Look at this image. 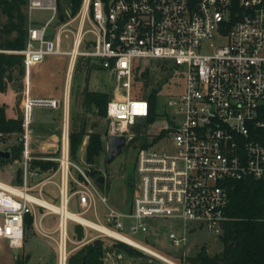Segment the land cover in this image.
Returning <instances> with one entry per match:
<instances>
[{"label": "built area", "instance_id": "2783aa9c", "mask_svg": "<svg viewBox=\"0 0 264 264\" xmlns=\"http://www.w3.org/2000/svg\"><path fill=\"white\" fill-rule=\"evenodd\" d=\"M35 10L49 11L50 16L36 23ZM25 15L26 43L13 52L23 56L25 70L49 55L68 56L66 88L61 101L24 91L22 131L0 130V150L10 152L13 145H22L21 157L14 160L21 164V183L0 180V248L5 243L22 247L27 214L33 227L45 233L37 208L58 217V264H66L69 255L68 221L166 264L180 263L123 232L145 234L148 220L162 219L182 224L180 231L168 234L174 247L186 248L188 233L201 229L220 236L231 220L229 194L234 183L254 180L264 187V0H81L75 12L69 0H27ZM70 38L71 48L64 50L63 40ZM78 60L107 71L113 80L106 105L107 135L124 136L126 143L137 135L146 138L136 152L129 211L109 207L100 196L98 175L90 173L93 164L85 160V149L77 159L70 155L67 84L69 88ZM155 66L169 72L174 86L182 88L163 100V122L153 127L156 109L148 120L152 106L141 94L158 88V82L149 85L158 75ZM145 82L149 88L144 90ZM60 106L58 151L41 157L31 154L34 107ZM34 160L56 165L40 172L32 166ZM48 183L58 189L59 203H50L67 209L74 199L79 212L72 213L82 220L39 202L45 199L34 192L41 194ZM96 197L106 205L101 218L95 211ZM91 210L98 221L82 216ZM261 220L264 224V194Z\"/></svg>", "mask_w": 264, "mask_h": 264}, {"label": "rangeland", "instance_id": "374dc122", "mask_svg": "<svg viewBox=\"0 0 264 264\" xmlns=\"http://www.w3.org/2000/svg\"><path fill=\"white\" fill-rule=\"evenodd\" d=\"M66 2L67 0H62V3ZM49 16V11L35 10L32 12V19L36 23H43ZM62 48L64 50L71 48V38L63 40ZM67 62L68 56L66 55H49L40 63L29 67L27 70L24 67V73L22 75L14 72L12 76L14 81L9 82L5 90H0V105L5 108L6 116L9 118L19 116L22 120V99L24 98V91H26L27 86H30L31 95H55L61 101L66 88ZM88 66L91 69L87 75L85 69ZM153 72L158 75L152 76L149 85H156L157 82L162 81L167 76V73H162L156 66ZM174 82V78H170L167 84L161 88V97L157 98L155 104L157 115L153 127L163 122V118L160 115L163 112V100L169 94H173L182 88L181 84L178 87L174 86ZM112 85L113 80L107 71L94 67L92 63L85 61L79 62L78 60L68 88L70 124L71 130H79L81 122L84 120L85 123V132L76 152L77 157L82 152V149H86L90 132H98L101 134L104 148L95 158L93 164V168L100 171L105 177L104 182L98 184L99 194L106 198V204L109 207L120 211H129L133 192L129 187L127 176L131 173L134 176L136 152L139 144L145 141L146 138L142 135H139L138 138H131L126 143L123 152L112 162L107 163L105 147V136L109 131L107 117L106 115H99L94 108L85 109L82 105L84 90L111 93ZM149 85H146L145 88L148 89ZM33 116L34 122L32 127L35 133L32 135L28 147L30 153L37 157L44 156V153L55 154L54 149L57 148V151L59 149V131L62 116L61 106L57 109L34 107ZM84 140H86V144L83 146ZM18 169H21V164L18 161H13L7 165H0V180L14 184ZM52 179L57 182L58 176H54ZM20 183L18 181V184ZM34 194L41 196L48 202L54 204L59 203L58 189L54 183H48L45 187L43 186L41 194L38 192H34ZM67 209L71 212H79L74 199L70 201ZM95 211L99 218L106 211V205L98 197H96ZM40 216H42L41 227L45 233H40L33 227L28 232H25L22 247L9 248L5 243L0 248V264H17V260H24V258V264H58V217L43 208H37V217ZM82 216L95 222L98 221L93 210ZM132 221V219L129 220V223ZM76 224L73 221H68L67 223V249L69 254H73L84 243L95 238H100L105 243L104 264H139L143 261H151L155 264H166L143 253L140 257H130L113 246L115 242L114 238L102 235L93 229H85L83 227V237L81 240H77L74 237ZM147 226L148 230L145 234L131 235L126 230L123 233L131 239L150 247L180 264H189L186 258L194 255L200 247H204L210 255L218 254L223 249L220 237L205 229L188 233V244L183 249L181 247H174L168 238L170 232H178L182 229L180 222L150 219L147 221ZM145 236L147 238L152 237L153 242L146 240Z\"/></svg>", "mask_w": 264, "mask_h": 264}, {"label": "trees", "instance_id": "16d2710c", "mask_svg": "<svg viewBox=\"0 0 264 264\" xmlns=\"http://www.w3.org/2000/svg\"><path fill=\"white\" fill-rule=\"evenodd\" d=\"M27 0H0V90H5L9 82H13V74L24 73L23 56L13 52L24 48L26 43V15L25 5ZM81 0H69L70 8L75 12ZM88 65V64H87ZM90 66L86 67L87 75ZM147 74V72L145 73ZM170 73L158 82V88L153 89L149 94L143 95L152 106V113L148 120L154 117L153 109L157 100V91L161 84L169 81ZM144 90L147 82L144 83ZM111 93L98 91H83L82 105L85 109L94 108L101 115H106V105ZM84 120L81 122L79 130H71L69 134L70 155L75 159L77 148L84 135ZM138 127V126H137ZM0 130L19 134L22 131V120L18 116L9 118L6 116L5 108L0 105ZM139 131V128L137 129ZM139 136L137 135L136 138ZM145 142V141H143ZM104 143L102 136L98 132H90L85 149V160L94 164L95 158L102 152ZM22 145H13L10 150V158L7 160L0 158V165H7L21 157ZM54 162H44L34 160L32 166L40 172L55 168ZM21 169L16 172L15 184L21 182ZM92 176L101 174L97 169L90 171ZM264 187L254 180H243L234 183V187L229 194L228 214L231 220L224 224V230L219 236L223 249L218 254L210 255L204 247L192 256L186 258L189 264H264V224L261 220L263 213ZM33 228L30 214L25 216V232ZM83 226L76 224L74 237L81 240L83 237ZM113 246L130 257H140L142 251L116 240ZM105 243L100 238H95L84 243L73 254H69L66 264H104ZM143 253V254H142ZM28 257V256H27ZM24 260H17V264H24Z\"/></svg>", "mask_w": 264, "mask_h": 264}, {"label": "water", "instance_id": "95a60500", "mask_svg": "<svg viewBox=\"0 0 264 264\" xmlns=\"http://www.w3.org/2000/svg\"><path fill=\"white\" fill-rule=\"evenodd\" d=\"M106 162L110 163L112 162L118 155H120L125 146H126V138L124 136L121 135H107L106 138ZM0 158L7 160L10 158V152L7 150H0ZM105 180L104 175L99 174L96 177V182L98 184H102ZM152 242V240H150ZM82 264H84V258H83V262ZM139 264H155L151 261H143L140 262Z\"/></svg>", "mask_w": 264, "mask_h": 264}, {"label": "bare ground", "instance_id": "6f19581e", "mask_svg": "<svg viewBox=\"0 0 264 264\" xmlns=\"http://www.w3.org/2000/svg\"><path fill=\"white\" fill-rule=\"evenodd\" d=\"M67 89H68V86H67ZM39 202L42 204V205H45L51 209H53L54 211H58V212H61L63 215L65 216H70L72 217L73 219H78V220H82L80 216H78L77 214L75 213H72L70 211H68L66 208H65V204H63L62 206H58V205H54V204H51L50 202H47L46 200H43V199H39ZM87 223L95 226V227H99V228H102L101 225L99 224H96L94 222H91V221H86ZM63 232V230H62Z\"/></svg>", "mask_w": 264, "mask_h": 264}, {"label": "crops", "instance_id": "0c3cea01", "mask_svg": "<svg viewBox=\"0 0 264 264\" xmlns=\"http://www.w3.org/2000/svg\"><path fill=\"white\" fill-rule=\"evenodd\" d=\"M37 64H38V63H37ZM26 80H27V79H26ZM26 90H27L28 93L31 95V89H30V86H27V87H26ZM31 96H33V97H44V95H31ZM47 96L57 98L55 95H47ZM150 240H152V242H153V238H152V237H151ZM150 242H151V241H150Z\"/></svg>", "mask_w": 264, "mask_h": 264}, {"label": "flooded vegetation", "instance_id": "af4514ba", "mask_svg": "<svg viewBox=\"0 0 264 264\" xmlns=\"http://www.w3.org/2000/svg\"><path fill=\"white\" fill-rule=\"evenodd\" d=\"M127 180H128L129 187L133 188L135 186V181L133 180V173L127 176Z\"/></svg>", "mask_w": 264, "mask_h": 264}]
</instances>
